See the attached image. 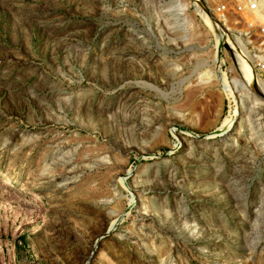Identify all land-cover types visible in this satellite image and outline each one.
<instances>
[{
  "label": "rangeland",
  "instance_id": "1",
  "mask_svg": "<svg viewBox=\"0 0 264 264\" xmlns=\"http://www.w3.org/2000/svg\"><path fill=\"white\" fill-rule=\"evenodd\" d=\"M211 16L0 0V264H264V78Z\"/></svg>",
  "mask_w": 264,
  "mask_h": 264
},
{
  "label": "built area",
  "instance_id": "2",
  "mask_svg": "<svg viewBox=\"0 0 264 264\" xmlns=\"http://www.w3.org/2000/svg\"><path fill=\"white\" fill-rule=\"evenodd\" d=\"M215 18L226 29L227 41L222 45L228 49V45L237 51V45L232 43L241 42L251 56L253 71L264 78V24L258 23L253 18L260 0H211ZM230 17L234 20L228 22ZM228 42V43H227ZM224 53V52H223ZM237 52L234 53V56ZM221 57V55L219 54ZM224 61L220 64V67Z\"/></svg>",
  "mask_w": 264,
  "mask_h": 264
},
{
  "label": "bare ground",
  "instance_id": "3",
  "mask_svg": "<svg viewBox=\"0 0 264 264\" xmlns=\"http://www.w3.org/2000/svg\"><path fill=\"white\" fill-rule=\"evenodd\" d=\"M180 7H182V6H180ZM212 17V16H211ZM253 18L254 19H256V20H258V21H260V22H262V23H264V0H260L259 1V5H258V8H257V10L253 13ZM212 19L214 20V21H216L217 22V26H219V28H221L222 30H223V32H221V36H223V34H224V31H225V33H226V29L222 26V24H220L219 22H218V20L216 19V18H214V17H212ZM221 26V27H220ZM226 38V37H225ZM226 40H227V38H226ZM219 51H220V49H218V51L216 52V63L217 64H219L220 63V56H219ZM243 63V62H242ZM244 63H245V65L247 66V64H246V62H245V60H244ZM242 68H244L243 66H242ZM248 68V67H247ZM245 69V68H244ZM205 76V75H204ZM207 77H208V80H217V81H220V79H221V77L219 76V75H214L211 71H209L208 72V74H207ZM240 82V81H239ZM234 83H235V87H227V86H224V88L226 89V91L228 92V94L238 103V105H239V110H238V115H237V117L239 116V114L241 113V107H240V103H241V95H239V92L241 91H238V88H239V86H238V81H234ZM243 91V90H242ZM244 92H246V93H249V90L247 91V90H244ZM254 98H256V97H254ZM241 108V109H240ZM243 110H244V108H243ZM245 113V112H244ZM243 114V113H242ZM241 114V115H242ZM246 115V114H245ZM236 117V118H237ZM235 118H233L232 120H230L229 122H228V124L226 125V128H225V130L224 131H220L221 133H220V135L222 134V136L223 135H225V134H227L228 133V131H230V130H232V128H233V126H234V124H235ZM216 135V134H215ZM215 135H211V136H209V137H215ZM209 137H207V138H209Z\"/></svg>",
  "mask_w": 264,
  "mask_h": 264
},
{
  "label": "water",
  "instance_id": "4",
  "mask_svg": "<svg viewBox=\"0 0 264 264\" xmlns=\"http://www.w3.org/2000/svg\"><path fill=\"white\" fill-rule=\"evenodd\" d=\"M124 179H125V177H124ZM125 183V182H124ZM130 208V207H129ZM129 208H128V210H129Z\"/></svg>",
  "mask_w": 264,
  "mask_h": 264
}]
</instances>
